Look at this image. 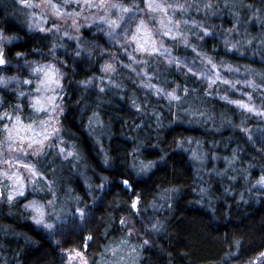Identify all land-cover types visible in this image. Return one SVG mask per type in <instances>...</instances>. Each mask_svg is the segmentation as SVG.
<instances>
[{
	"label": "clouds",
	"instance_id": "1",
	"mask_svg": "<svg viewBox=\"0 0 264 264\" xmlns=\"http://www.w3.org/2000/svg\"><path fill=\"white\" fill-rule=\"evenodd\" d=\"M0 264H264V0H0Z\"/></svg>",
	"mask_w": 264,
	"mask_h": 264
}]
</instances>
